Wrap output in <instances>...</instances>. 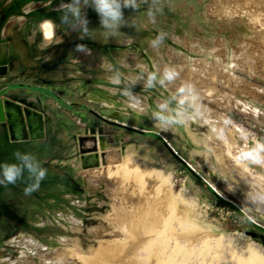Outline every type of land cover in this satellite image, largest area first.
Returning a JSON list of instances; mask_svg holds the SVG:
<instances>
[{
	"label": "rangeland",
	"instance_id": "rangeland-1",
	"mask_svg": "<svg viewBox=\"0 0 264 264\" xmlns=\"http://www.w3.org/2000/svg\"><path fill=\"white\" fill-rule=\"evenodd\" d=\"M60 3L0 0L7 17L0 24L2 33L14 30L41 65L35 75L8 80V96L25 98V103L18 99L15 103L25 109L29 137L14 140L6 125L0 126V165L23 164L15 156L20 152L47 170L39 188L30 194L25 188L34 181L26 169L14 184L0 183V253L6 251L8 260L19 261L24 251L16 249L14 242L29 235L50 251L71 249L89 262L101 259V264H264V232L243 218L264 230V202H256L264 195V165L247 158L257 143L264 144V0H146L138 11L125 9V19L138 25L133 42L100 47L101 59L114 64L119 59L123 67L116 66L121 72L135 73L141 66L145 72H161L155 52L146 43L161 33L154 21L158 17L175 22L177 35L186 42H174L165 34L162 42L170 53L178 54L179 61L175 57L174 61L183 65L187 76L175 83L186 91L176 92L168 82L150 89L139 83L132 91L140 97L143 111L128 107L120 95L118 89L126 78L114 85L104 77L107 73L101 64L92 68L84 63L85 54L77 52L76 45L84 44L93 52L99 43L94 38L79 39L78 32L61 22ZM87 16L89 28L97 30L95 36L99 18L91 9ZM47 21L55 31L50 46H44ZM127 27L120 31L128 34ZM1 42L6 43L2 49L7 46L1 62L8 61L9 72L23 70L10 38ZM48 50H53L52 55H46ZM196 67L203 70L198 75ZM61 69L79 76L58 78L55 74ZM19 83L36 89L17 88ZM209 86L211 97L206 91L200 94ZM49 88L51 92H46ZM160 104L167 105L162 110L165 115L183 114L167 130L152 118L154 111H161ZM95 113L142 132L102 121ZM82 136L94 138L96 144L104 140L124 160L146 167L137 179L140 188L126 176L123 190L128 199L124 206L120 204L121 210L119 200L102 189L116 183L118 167L107 174L103 151L83 152ZM64 171L66 176L61 174ZM91 187L96 192H89ZM127 211L152 214L148 224L154 231L132 237L127 225L117 219L119 212ZM69 215L81 223L72 224ZM101 245L110 252L101 253Z\"/></svg>",
	"mask_w": 264,
	"mask_h": 264
},
{
	"label": "bare ground",
	"instance_id": "bare-ground-1",
	"mask_svg": "<svg viewBox=\"0 0 264 264\" xmlns=\"http://www.w3.org/2000/svg\"><path fill=\"white\" fill-rule=\"evenodd\" d=\"M225 11H227V10H224V13H225ZM158 19L157 20H154V21L156 22L157 27L159 26L160 32L164 33L167 37L171 38V40H173L174 42H177V43H182L183 42V44H186V42L181 39V36H178L177 35V33H178L177 27L178 26L177 27L174 26V23L175 22L172 23L170 21L171 23H169L167 20H165V18H164V20L161 19L163 21H161L159 17H158ZM127 20H129V26L127 27L129 29V33H128L129 35L128 34H125V35L121 36L119 42H117V40L115 38H109L107 40V42H104V41H102V37H101L100 32H97L95 34L94 40H97L98 41L99 47L97 49H95L93 52H91V55H86L85 54L83 61H84V63L88 67H92V68L94 66L97 67L99 64L102 63L101 51H100V47L101 46H103L105 44H110V45H114V46H124V45L130 44V42H133L134 37L132 36V34L138 29L137 28L138 25L134 21H131L130 18H128ZM209 24H208V26H209ZM45 25L46 24H44V26H43L44 27V31H45V35H46V40H45V45L44 46H50V45H52V43L54 41V38H55L54 26H52V27H49V26L48 27H45ZM181 33H182V31H181ZM7 36L10 38L11 43L14 45L16 51L19 53L20 59H22L23 64L25 65V69L26 70L23 72V71H19L17 69H13L12 71H10L7 74L3 73V77H12V78H16L17 79V78H19L21 76H25V75H35V73L39 72L41 70V65L37 61V59H35V57H33L32 54L29 53V46L27 44H25V42H23L21 40V38L17 35L16 32H14V30H8L7 31ZM147 41H148V39H146V43H147ZM147 45H148V43H147ZM258 48H257V50H258ZM151 49H153V51L155 52V57H156V59L158 61L157 66H158L159 70L161 71L160 73H162L163 69L166 66L175 67L176 71L179 73L178 77L174 81H172L170 83L168 82V84H169L168 86H170V87L172 86L171 87L172 89L174 87L175 88V91L177 92L179 90V85L176 84L175 82L176 81H181L182 82L183 81L182 78L187 76L185 74L186 72L184 73V70H183L184 68H181V67H183V65L181 67H179L180 65L177 62L179 60H177V58H176L178 56V54H176V53H170L168 51V49L163 46L162 43L158 46V48H155V49L154 48H151ZM211 51H212V49H211ZM52 52H53V50H48L46 52V55H52ZM6 53H7V46H4V48L2 49V51L0 53L1 54L0 57L3 58ZM168 54L169 55L170 54L172 55V58L171 59H170V56L171 55L168 56ZM58 56L59 55H57V54L55 55V57H58ZM167 56H168V58L166 59ZM174 57L176 58L177 61H174V59H175ZM142 62H144V61H142ZM140 65H138V66H140ZM204 65H206V64H204ZM106 66H107V63H106ZM196 68H197L196 69V72L198 70L197 75H198L199 72L203 71L202 68L201 69H199L198 67H196ZM61 70L62 71L59 70L55 74L58 78L61 77V78H64V79H70V78L72 79L76 75H78L77 72H70L69 73V72H66L64 69H61ZM194 71H195V69H194ZM196 72H194V73L196 74ZM133 73L134 72L127 73V74L128 75H131ZM187 74H188V72H187ZM191 74L192 73L189 72L190 77H191ZM209 74H212L211 71L209 72ZM104 77H107V74ZM190 77H188L187 80H189ZM193 77H195V76H193ZM197 78H198V76H197ZM213 78H215V77H213ZM191 79H192V77H191ZM72 83L73 84L75 83V85H76L78 82H72ZM141 83H143V81ZM202 91H203V89H202ZM205 91L208 92V93H206V95L209 96V97H211V95L214 94L212 92L210 86L207 87L206 90L204 89L203 92L200 91V94H203ZM142 105H139L136 109L142 110V111L145 110V108H143ZM206 107H208V106H206ZM27 114L29 115V112H27ZM115 118H118V115H116ZM40 121H41V119H40ZM80 148L85 153L95 152V151H103V164H104L103 170L107 174L110 175L112 172H115L117 170L115 167H118V173H117L118 175H117V178H116L117 179L116 180V183L107 184V186H105L106 185L105 184L104 185L105 188L102 187V189L103 190H106L107 192L109 191L108 192L109 196L111 198L115 199V201H116V199H117V201L119 200V204H118V209H119L120 204L128 199V198H126L127 195L125 196V191L123 190L124 189L123 186L126 185V183L124 182V180L126 179V176L127 175H130L132 177V180H134V182L135 181L137 182V183H134V186H136V184H137V185H139V188H140V185L141 184H140L139 181H137V179H139V177L142 176V174L144 175L146 173V171H147L146 170V167H144V165L140 164V162L130 163L127 160H124L123 157H122V155H121V153L119 151H117V150H111L110 145L106 141H104V140L101 143L99 142V144H98V142H97V144H96L94 138H92L90 136L89 137L88 136H82L80 138ZM61 174H63L64 176L67 175L65 173V171L64 172H61ZM92 176H93V174H92ZM104 176H105V174H104ZM109 179L111 180V177ZM114 180H115V178H114ZM88 186L89 185L87 184V187ZM91 188L92 189H89V192H91V193L96 192V189H94L93 187H91ZM108 188H109V190H107ZM77 189H79L80 192L83 191L82 190V187H80L79 185H78V188ZM125 190L128 191L129 189L126 188ZM112 191L114 193H112ZM132 191L134 192V190H132ZM136 191H139V189H136ZM124 204H125V202L122 204V206H124ZM81 206H82V204H81ZM129 209H131V208L129 207ZM119 210H121V209H119ZM127 210H128V208H127ZM136 210H138V209H135V211ZM127 212L128 213L119 212V216H118L117 219L122 220V222H124L123 224H126L127 225V227L129 229L130 234H131L132 237L137 236V235H138L137 237H139V233L141 235L142 232L146 233V231H147V233H148V232H153L154 231L149 226V224H150L149 221H150L151 218H153L152 217V214H149V212H147V213H144V215L141 216V214L140 215L139 214L138 215H135V213H130V211H127ZM138 213H139V211H138ZM113 216H115V214ZM69 219H70V222L72 224H74V225H78V224L81 223V221L79 222L78 220H76L71 215H69ZM120 224H122V223H120ZM68 242L69 241H64L63 243H68ZM143 243L144 242H142V244ZM14 244L16 245V249H19V250H23L24 251V252L19 253L20 256H21L20 260L18 259L19 261H17V262H13L12 259L8 260L6 258V255H5V252L6 251H4V252L0 253V264H101V262H100L101 259L98 262H95V263L89 262L88 259L81 257L79 254H77L76 251L71 250V249H69V250L65 249V250H60V251H50L47 247H45L44 245H42L40 242H38L37 240H35L33 237H31L29 235H22L17 240H15ZM108 250H109V248H108ZM108 250H105V246H103V245H101L100 248H99V251L101 253H105V254H106V251H108ZM110 250L108 252H110ZM17 252H19V251H17ZM114 253H112V254H114ZM119 263L121 264V262H119Z\"/></svg>",
	"mask_w": 264,
	"mask_h": 264
},
{
	"label": "clouds",
	"instance_id": "clouds-1",
	"mask_svg": "<svg viewBox=\"0 0 264 264\" xmlns=\"http://www.w3.org/2000/svg\"><path fill=\"white\" fill-rule=\"evenodd\" d=\"M146 2V0H61L59 8L61 9L63 15L61 17V22L68 26V28L73 32L79 33V39L94 38L93 33L96 29L89 28V19L87 16V10L91 9L94 11L99 18L100 29L99 32L102 37V41L107 42L109 38H115L119 42L120 37L125 35L120 31L122 27L129 26V20L125 19L124 10L130 9L133 12L138 11L140 4ZM154 22V21H153ZM46 25L52 27V22H45ZM106 34V35H105ZM164 40V33H158L155 37L148 39L147 43L151 48H158V46ZM75 50L77 52L84 53L86 55H91V50L84 44L76 45ZM107 63V66H106ZM120 63L119 59L116 63L107 62L106 58H102L101 67L107 73V79L110 83L114 85H119L126 78L127 82L124 83L122 89H118L120 95L126 98V103L128 107L136 109L140 103V97L133 93L132 89L143 81L144 89L153 88L156 84L164 86L166 82L174 81L179 73L176 71L175 67L166 66L162 73L156 71L145 72L143 66L141 70L137 71L131 75L121 72L116 66ZM191 91V89H187ZM180 93L186 91L185 87H181L178 90ZM195 99V97H193ZM183 100L180 101L183 104ZM161 111H154L152 113V118L156 121L158 125L167 130V126L171 123H178L180 116L183 114L177 111L176 116L165 115L163 109L167 108L166 104L158 105ZM15 156L23 161V164H3L0 165V183H15L17 179L23 176L25 169L29 173V178L34 182L25 188V193L30 194L32 191L39 188L40 182L46 176V169L41 167V165L35 161V158L30 155L21 156L20 152H16ZM252 163L257 165H264V144L257 143L254 149L251 150L250 154L247 156ZM256 202H264V195L257 198Z\"/></svg>",
	"mask_w": 264,
	"mask_h": 264
},
{
	"label": "water",
	"instance_id": "water-1",
	"mask_svg": "<svg viewBox=\"0 0 264 264\" xmlns=\"http://www.w3.org/2000/svg\"><path fill=\"white\" fill-rule=\"evenodd\" d=\"M0 63H1V61H0ZM2 64H3L2 67L4 69L7 67L6 65L8 64V61L2 62ZM19 103H25V99H19ZM24 110L22 109L21 105L13 102V100H10L8 98L5 100L0 99V123L9 124V130H10V134L12 136V139L17 138L15 128H14L15 123L21 122V125L25 124L24 117H23L24 116ZM27 112H29V111L26 110V113ZM29 114H30V112H29ZM104 120L108 123H111V124L117 126V127L126 128V129L136 131V132H142L141 130H139L137 128L130 127V126L123 124V123H120V122L112 121L109 119H104ZM22 132L25 134L26 138H28L27 129L23 128ZM91 133L95 134V130L91 129Z\"/></svg>",
	"mask_w": 264,
	"mask_h": 264
},
{
	"label": "flooded vegetation",
	"instance_id": "flooded-vegetation-1",
	"mask_svg": "<svg viewBox=\"0 0 264 264\" xmlns=\"http://www.w3.org/2000/svg\"><path fill=\"white\" fill-rule=\"evenodd\" d=\"M1 9V8H0ZM1 11H2V9H1ZM2 14H0V24L2 25V23L3 22H5L6 21V15H5V13L2 11L1 12ZM1 40H5V41H7L8 40V36H7V34H6V31H5V33L3 34L2 33V31H1V29H0V41ZM6 43H4L3 44V42H1L0 43V51H1V49H2V47H3V45H5ZM1 61V60H0ZM3 64H2V62L0 63V99L1 100H5V99H7L8 98V89H9V78H11V79H16V78H12V77H3V73L4 72H6L5 74H7V72H9V70H8V67H6V68H4L3 69ZM5 66V65H4ZM7 66V65H6ZM23 67H24V65H23ZM25 70V67H24V69L23 70H21V71H24ZM25 78V77H29V75L28 76H21V77H19V78H17V79H21V78ZM40 77V79H44L43 78V76H39ZM17 85V88L19 87V88H24V89H26V90H29V89H36V86H34V85H32V87H28L29 86V84H22V83H19V84H16ZM13 87H14V85H12ZM34 87V88H33ZM45 89V88H44ZM50 90V92H51V88H49V89H46V92H48ZM96 114V116H97V118L98 119H100V120H102V121H104V117L102 116V115H100V114H98V113H95ZM24 116H25V114H24ZM82 118H84V115L83 114H81L80 115V119H81V121H83L82 120ZM84 123V122H83ZM3 125H6V129H7V131H8V133L10 134V130H9V124H6V123H0V126H3ZM2 128V127H1ZM4 128H5V126H4ZM15 132H16V137L17 138H15L14 140H16V139H19V140H21V139H26V136H25V134L22 132V129L23 128H26V124H24V125H21V122H18V123H15ZM27 129V128H26ZM2 132V131H1ZM29 131L27 130V134H28V137H29V133H28ZM10 137L12 138V136H11V134H10Z\"/></svg>",
	"mask_w": 264,
	"mask_h": 264
},
{
	"label": "trees",
	"instance_id": "trees-1",
	"mask_svg": "<svg viewBox=\"0 0 264 264\" xmlns=\"http://www.w3.org/2000/svg\"><path fill=\"white\" fill-rule=\"evenodd\" d=\"M208 189L210 190V192H211L212 194H214L218 199H220L212 189H210L209 187H208ZM226 204H227L228 206L232 207L236 212L239 213L238 208H237L236 206H234V205H232V204H230V203H226ZM243 218H244V220L249 224V226H251L252 228H256V229L259 230L260 232H264L263 229H261V228H259V227H256L255 225H253L252 223H250L245 217H243Z\"/></svg>",
	"mask_w": 264,
	"mask_h": 264
},
{
	"label": "crops",
	"instance_id": "crops-1",
	"mask_svg": "<svg viewBox=\"0 0 264 264\" xmlns=\"http://www.w3.org/2000/svg\"><path fill=\"white\" fill-rule=\"evenodd\" d=\"M19 98V96H13V97H11V96H8V99H10V100H13V102H18V99ZM24 98V97H23ZM16 99H18V100H16ZM21 99V98H20ZM25 99V98H24Z\"/></svg>",
	"mask_w": 264,
	"mask_h": 264
},
{
	"label": "built area",
	"instance_id": "built-area-1",
	"mask_svg": "<svg viewBox=\"0 0 264 264\" xmlns=\"http://www.w3.org/2000/svg\"><path fill=\"white\" fill-rule=\"evenodd\" d=\"M205 182H207L206 180H204ZM213 190H215L214 189V187L212 186V185H210L209 183H207ZM253 224H255L253 221H251ZM255 225H257V224H255Z\"/></svg>",
	"mask_w": 264,
	"mask_h": 264
},
{
	"label": "snow or ice",
	"instance_id": "snow-or-ice-1",
	"mask_svg": "<svg viewBox=\"0 0 264 264\" xmlns=\"http://www.w3.org/2000/svg\"><path fill=\"white\" fill-rule=\"evenodd\" d=\"M45 27H48V25H45Z\"/></svg>",
	"mask_w": 264,
	"mask_h": 264
}]
</instances>
